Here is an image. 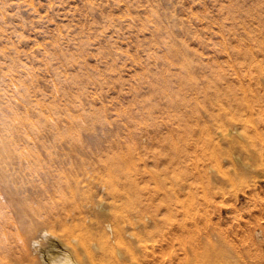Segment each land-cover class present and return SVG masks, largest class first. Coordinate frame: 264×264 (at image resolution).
Returning a JSON list of instances; mask_svg holds the SVG:
<instances>
[{"label":"rangeland","instance_id":"rangeland-1","mask_svg":"<svg viewBox=\"0 0 264 264\" xmlns=\"http://www.w3.org/2000/svg\"><path fill=\"white\" fill-rule=\"evenodd\" d=\"M0 129V264H264V0H0Z\"/></svg>","mask_w":264,"mask_h":264},{"label":"bare ground","instance_id":"bare-ground-1","mask_svg":"<svg viewBox=\"0 0 264 264\" xmlns=\"http://www.w3.org/2000/svg\"><path fill=\"white\" fill-rule=\"evenodd\" d=\"M154 4H155V3H154ZM151 7H152V6H150V11H151ZM154 9H155V6H154ZM159 9H160V8H159ZM155 10H156V9H155ZM166 11H167V10H166ZM169 11H170V10H169ZM157 12H158V11H157ZM162 12H163V11H162ZM167 12H168V11H167ZM170 12H171V11H170ZM170 12L168 13V17H169V19H170V17H172V15H171L172 13H170ZM163 13L165 14V12H163ZM151 14H152L153 16H156V17L159 16L154 10H152V13H151ZM169 14H170L171 16H169ZM164 16H165V15H164ZM164 16L161 15L162 18H161V17H159V18L163 19ZM175 16H176V15H175ZM175 16H173V17L175 18ZM149 17H152V16L149 15ZM168 17H167V18L164 17V20H167ZM176 17H177V16H176ZM177 18H178V17H177ZM151 19H152V18H151ZM175 19H176V18H175ZM155 20H156V19H155ZM164 20H163V21H164ZM170 20H171V19H170ZM170 20H168V21H166V22H169ZM171 21H172V20H171ZM175 21H176V20H174V22H175ZM178 21H180V20H178ZM157 22H158V24H159V19H157ZM164 22H165V21H164ZM174 22L172 21V24H173ZM180 23L183 24L182 20L179 22V24H180ZM162 24H163V23H162ZM169 24H170V27H171V22H170ZM177 24H178V23H177ZM181 24H180V25H181ZM159 25H161V24H159ZM164 25H165V23H164ZM164 25H161V26L163 27ZM173 25H174V24H173ZM180 25H177V26L179 27ZM174 26H175V25H174ZM177 26H176V27H177ZM164 27H166V26H164ZM167 27H168V25H167ZM170 27H169V31H170V32H173V30H172V31L170 30V29H171ZM178 27L175 28V30H176V29H182V28H183L182 26H181L182 28H178ZM156 28H157V23H156ZM166 29H167V28H166ZM172 29H174V27H172ZM158 30H161V31H162V29H158ZM158 30H157V32H158ZM175 30H174L173 33L177 32V31H175ZM161 33H163V32H161ZM168 33H169V32H168ZM164 34H165V32H164ZM170 34H172V33H170ZM177 34H178V32H177ZM158 35H161L160 32H159ZM162 35H163V34H162ZM162 35H161V37H162ZM168 36H170V35H168ZM173 36H175V35H173ZM163 38H164V36H163ZM172 38H173V37H172ZM159 39H160V37H159ZM161 39H162V38H161ZM167 39H168V38H167ZM167 39L164 38L163 40H167ZM175 39L178 41V39H180V38H179V36H178V38L175 37ZM175 39H173V40H175ZM181 39H182V38H181ZM163 40H161V41L163 42ZM170 40H171V39H169L168 42H172V41H170ZM177 41H176V42H177ZM179 41H180V40H179ZM184 41H185V40H184ZM164 42H166V41H164ZM176 42H174V43H176ZM180 43H181V41L179 42V45H178V43H177V46H178V47L174 46V44H173V45H168V44H166V45H168V47H167L166 45H164V46H165V48H166V51H167V49H168V52L170 53L169 55H171V53H174V56H175V54H176V56H178V54L181 55V56L184 54L185 57L187 58L188 56H186V55H187L186 52L189 50V48H188L187 46H185L186 42H185V44H182V43H183V42H182V43H181L182 45H180ZM175 45H176V44H175ZM184 46H185V47H184ZM186 47L188 48V50L186 49ZM180 53H182V54H180ZM188 53H189V51H188ZM169 55H167L168 58L171 57V56H169ZM172 56H173V55H172ZM176 56H175V58H176ZM172 58H174V57H172ZM178 58H179V56H178ZM181 58H182V57H181ZM190 58H191V57H190ZM179 60H181V59H179ZM187 60H188V59H187ZM187 60L185 59V62H184V63L181 62L182 64H180V65H181L183 68L186 67V69H187L188 66L190 65V63H192V65H193V66H191V67H194V65L196 66V64H198V63H195V64H194V62H195L194 60H193L192 62H191V60H190V63H189ZM182 61H184V60H182ZM179 62H180V61H179ZM183 65H184V66H183ZM197 66H198V65H197ZM197 66H196L195 68H198V67L201 66V65H199L198 67H197ZM186 69H183V70L186 71ZM190 70H191V68H190ZM195 70H196V69H195ZM197 70H198V69H197ZM166 72H167V71H166ZM187 72H189V70H188ZM187 72H186V74H187ZM195 72H196V71H195ZM195 72H194V75H197V74H195ZM164 73H165V72H164ZM184 73H185V72H184ZM186 74H185V75L183 74V75L185 76V78H187V79L190 78V77H186V76H187ZM165 75H166V74H165ZM165 75H164V76H165ZM183 75H182V76H183ZM153 76L155 77V75H153ZM156 76H157V75H156ZM166 76H167V75H166ZM166 76H165V77H166ZM168 76H169V75H168ZM168 76H167V77H168ZM171 76H172V77H175L174 75H171ZM178 76H180V75H178ZM178 76H176L177 79H178ZM184 76H183V78H184ZM191 76H192V75H191ZM160 77L162 78V76H160ZM165 77H164V79H165ZM167 77H166V78H167ZM193 77H194V76H193ZM197 78H198V77H196L195 80L198 81L199 79H197ZM154 79H155V78H153V80H154ZM153 80H152V81H153ZM184 80H185V79H184ZM190 80H191V79H190ZM195 80H193V81H195ZM154 81H155V80H154ZM156 81H158V80H156ZM161 81H162V80H161ZM172 81H174V79H172ZM197 81H196V82H197ZM175 82H177L176 78H175ZM193 83H195V82H193ZM199 83H200V82H198L197 85H199V87H200V84H199ZM158 84L160 85L161 83H157V84H155V86H157ZM163 84H164V83H162V85H163ZM169 84H170V83H169ZM178 84H179V83H178ZM167 85H168V84H167ZM172 85H173V84H172ZM187 85H188V82H187ZM193 85H194V84H193ZM195 85H196V83H195ZM197 85H196V86H197ZM184 86H185V85H184ZM189 86H190V85H189ZM160 87H161V86H160ZM167 87H168V86H167ZM167 87H166V88H167ZM171 87H172V86H171ZM187 87H188V86H187ZM162 88H163V87H162ZM172 88H173V87H172ZM180 88H181V86H180ZM192 88H193V87H192ZM197 88H198V87H197ZM173 90H175V89H173ZM197 90H199V89H197ZM158 91L160 92L159 87H158ZM170 91H171V89H170ZM161 92H162V91H161ZM175 92H176V91H175ZM175 92H174L173 95L176 96L178 93L175 94ZM221 92H222V91H221ZM24 93H25V92H24ZM171 93H172V92H171ZM179 93H180V92H179ZM164 94H165V93H164ZM168 94H169V93H167V95H168ZM221 94H222V93H221ZM165 95H166V94H165ZM173 95H172V96H173ZM179 95L181 96V94H179ZM179 95H178V96H179ZM26 96H27V97H26ZM26 96H25V97L28 98V93L26 94ZM162 96H164V95H162ZM170 96H171V94H169V97H170ZM221 96H222V95H221ZM25 97H24V98H25ZM22 98H23V97H22ZM24 98H23V99H24ZM164 98H166V97H164ZM170 98H171V97H170ZM170 98H168V96H167V99H170ZM172 98H173V97H172ZM172 98H171V99H172ZM177 98H178V97H177ZM186 98H187V97H186ZM227 98H228V97H227ZM230 98H232V96H230ZM28 99H29V98H28ZM173 99H175V97H174ZM179 99H180V97H179ZM183 99H185V98H183ZM217 100H219V99H217ZM238 101H239V100H238ZM27 104H31V103L29 102V103H27ZM49 105H51V103H50ZM52 106H53V104H52ZM28 107H29V106H28ZM30 107H31V106H30ZM49 107H50V106H49ZM56 108H57V107H54V108H52V109H56ZM30 109H31V108H30ZM33 109H34V108H33ZM33 109H32V111L35 110V109H34V110H33ZM50 109H51V107H50ZM52 109H51V110H52ZM51 110H49V112H50ZM57 110H58V108H57ZM57 110H56V112H58ZM35 111H36V110H35ZM52 111H53V110H52ZM52 111H51V112H52ZM39 112H40V111H38V113L35 112V114L37 113L36 115H38ZM40 113H41V112H40ZM53 114H55V112H53ZM57 114H59V113H57ZM57 114H56V115H57ZM43 115H44V114H43V112H42V116H43ZM38 116H39V115H38ZM59 117H60V116H59ZM38 118H39V117H38ZM41 118H42V117H41ZM45 118H46V117H44V119H45ZM27 120H28V119H27ZM30 120H31V119H30ZM30 120H29V121H30ZM39 120H40V118H39ZM39 120H38L37 122L41 124V123H42V120H41V122H40ZM34 122H35V121L32 120V122L30 121V122H28V123H30L31 125H32V123H33V125H35V123H37V122H35V123H34ZM30 124H28V125H30ZM31 125H30V127H31ZM44 125H45V124H44ZM7 127H8V125H7ZM7 127H6V128H7ZM14 127H15V126H14ZM30 127H29V129H30ZM32 127H33V126H32ZM35 127H36V126H35ZM55 128H56V130H57V127H55ZM237 128H239V127L237 126ZM10 129H11V128H10ZM34 129H35V128H34ZM60 129H61V128H60ZM0 130H1V129H0ZM14 130H15V129H14ZM236 130H237V129H236ZM15 131H16V130H15ZM0 132L3 133V130L0 131ZM5 132H6V131H5ZM8 132L11 133V130L8 131ZM8 132H7V133H8ZM51 132H55V129H54V131H51ZM51 132H50V133H51ZM58 132H59V131L57 130L56 134L54 133V134H55V137H56V136H59L58 134H60V133H58ZM19 133H20V132H19ZM50 133H48V134H50ZM51 134H52L51 136L53 137L54 134H53V133H51ZM1 135H2V134H1ZM14 135H15V134H14ZM12 138H13V137H12ZM18 138H20V137H18ZM0 140H1V139H0ZM5 140H6V139L0 141L1 144H2V142L5 141ZM6 141H7V140H6ZM12 141H13V140H12ZM9 142H10V141H9ZM10 143H11V142H10ZM10 143H9V144H10ZM12 143H13V142H12ZM42 143H43V142H42ZM44 143H46V142L44 141ZM12 146H13V144H12ZM45 146H46V144H45ZM8 147H9V146H8ZM54 148H55V147H54ZM0 151H1V150H0ZM1 152H2V151H1ZM8 152H9V151H8ZM12 152H14V151H12ZM2 154H3V153H2ZM2 154L0 153V156H2ZM7 154H8V153H7ZM4 155H5V154H4ZM9 155H10V152H9V154H8V158H9ZM17 155L19 156V154H17ZM17 155H16V156H17ZM12 156H13V153H12ZM18 156H17V158H18ZM5 157H6V159H7V156H6V155H5ZM19 157H20V156H19ZM2 158H3V157H2ZM15 158H16V157H15ZM9 159H10V158H9ZM7 160H8V159H7ZM14 160H16V159H13L12 161H14ZM1 161L3 162V160H1ZM9 161H10V160H9ZM14 162H15V161H14ZM6 163H7V161H6ZM10 163H11V162H10ZM10 163L8 162L9 166H10ZM12 163H13V162H12ZM0 164H1V163H0ZM0 166L2 167V164H1ZM5 166H6V165H5ZM5 166L3 165V167H5ZM11 166H12V165H11ZM111 166H112V165H110V167H111ZM243 166H244L243 168H245L244 170H246L245 173L249 172L248 174H250V173L252 172V170H250V168H249V165L247 166V164H243ZM3 167H2V168H3ZM112 167H113L114 169H112ZM112 167H111V169H112V171H113V170H115L116 167H118V166L115 165V166H112ZM9 168H10V167H9ZM3 169H4V168H3ZM7 169H8V168H6L5 171H8V170H9V169H8V170H7ZM10 169L12 170V167H11ZM117 169H118V168H117ZM13 170H14V168H13ZM13 170H12V171H13ZM5 171H4V172L0 171V173L2 172L1 175L4 174V173L6 174L7 172H5ZM110 171H111V170H110ZM117 171H118V170H117ZM8 172H10V170H9ZM113 172H115V171H113ZM10 173H11V172H10ZM13 173H14V172H12V174H13ZM115 173H116V172H115ZM5 174H4V175H5ZM12 174H11V175H12ZM118 175H119V174H118ZM118 175H117V176L115 175V176L118 178ZM120 175H121V174H120ZM120 175H119V178L122 179L123 177L121 178L122 175H121V176H120ZM5 176H6V175H5ZM112 176H114V175H112ZM115 176H114L112 179H114ZM3 177H4V176H1V179H2ZM9 177L11 178V176L7 173V178H9ZM14 177H15V176H14ZM107 177H108V176H107ZM109 177H110V174H109ZM117 178H116V179H117ZM12 179H13V178H12ZM12 179H11V180H12ZM106 179H107V178L105 177V182H106ZM4 180H5L6 182H4ZM103 180H104V179H103ZM1 182H2V181H1ZM3 182H4V184L7 183V185H5V187H8V186H9L8 183L11 184V182H13V181H10V179H9V181H7L6 178H3ZM107 182H108V181H107ZM112 182H114V181L111 180L110 183H112ZM121 182H122V181H121ZM110 183H109V184H110ZM116 183H117V182H116ZM119 183H120V180H119ZM119 183H118V184H119ZM4 184H3V185H4ZM105 184H106V183H104V185H105ZM13 185H14V184H13ZM115 185H116V184H115ZM107 186H108V185H107ZM3 187H4V186H3ZM10 187H12V185H11ZM105 187H106V186H105ZM116 187H117V186H116ZM8 188H9V187H8ZM106 188H107V187H106ZM110 188H111V186H110ZM120 188H121V187H120ZM14 189L16 190L17 187L15 186ZM7 190L10 191V189H7ZM115 190H116V189H115ZM16 191H17V190H16ZM121 191H122V190H121ZM13 192H14V191H13ZM115 192H116V191H115ZM118 192H119V191H118ZM7 193H8V192H7ZM12 194H13V193H12ZM12 194H11V195H12ZM14 194H15V193H14ZM14 194H13V196H14ZM18 194H19V193H18ZM110 194H111V193H110ZM113 194H114V193H113ZM116 194H118V193H116ZM9 195H10V194H9ZM14 197H15V196H14ZM102 205H103V203H100V207H102ZM36 225H38V224H36ZM38 226H39V225H38ZM44 226H45V225H44ZM32 227H33V226H32ZM32 227H31V230H29V231L32 233V235H31L32 239L30 238V239H31L30 241H31V243L36 244V245H39V246L41 247V249H40V257H39V262H40L41 264H79L78 261L75 259V257H74V255H73L72 251H71L70 249L66 248L65 246H63L62 248L58 249L57 246H56V244H53V243H49V242H47L46 244H41V240H42V238H43V237H47V235L49 234V232H48L47 229H45L44 227H35V226H34L33 229H32ZM46 228H47V227H46ZM102 250H103V248L97 247V248H96V253L102 252ZM190 252H191V250H190ZM87 260H89V259H87ZM87 260L82 261V264H88ZM37 262H38V260H37Z\"/></svg>","mask_w":264,"mask_h":264}]
</instances>
